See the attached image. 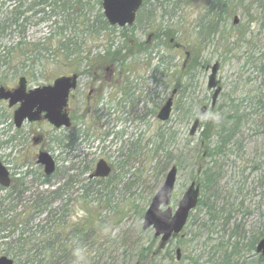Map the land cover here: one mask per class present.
Returning a JSON list of instances; mask_svg holds the SVG:
<instances>
[{"label":"rangeland","instance_id":"rangeland-1","mask_svg":"<svg viewBox=\"0 0 264 264\" xmlns=\"http://www.w3.org/2000/svg\"><path fill=\"white\" fill-rule=\"evenodd\" d=\"M35 1L0 0V19L14 8H19L20 13L18 28L0 34V60L8 56L0 67V86L17 84L25 75L31 85L51 84L57 77L74 73L80 78L70 103L73 129L57 131L40 125V135L45 136L41 149L57 162L54 176L45 179L42 167L36 164V154L22 156L25 143L17 140L0 149V160L16 175L15 179L24 178L21 188L15 184L13 189L0 190V220L2 211L9 208L14 209L10 217L19 216L18 223L6 229L0 227V256L15 260L10 246L15 247L13 242L17 239L30 241L31 254L37 255V246L46 240L40 236V228L55 223L47 221L52 219L49 213L37 210L32 217L27 213L33 203L38 208L43 192L55 191L72 176L70 189L53 208L67 204L69 223L87 217L89 210L82 208L77 199L99 160L111 166L112 174L92 185L100 195L92 199L90 207L111 227L109 237L103 240L108 231L101 227L96 233H89L92 240L84 246L80 260L67 262L69 259L62 258L67 264H222L219 259L226 254L227 244L238 240L229 238L235 224L240 225L244 244L259 238L264 231V0H224L227 14L218 19L213 4L219 6V0H168L178 5L170 9L169 3L167 13L158 9L162 0H153L151 7L140 10L130 29H105L97 22V0H80L85 18L95 23L87 26L89 29L80 24L66 28V35L72 40L69 52L74 53L71 62L62 63L60 59L56 63L46 53L47 65L41 69L36 63L35 75L28 77L22 72L28 66H18L14 47L22 42L27 45L26 52L38 44L45 49L46 44H41L50 39L56 24L63 22L60 14L34 5ZM216 19L212 32L201 30L202 23ZM157 26L160 33L152 28ZM57 39L54 33L53 42ZM106 44L123 50L125 59L120 69L98 63ZM187 53L189 62L184 67ZM216 64L223 92L211 108L213 92L207 84ZM175 90L178 92L171 117L161 122L158 114ZM90 95L92 102L88 101ZM204 107L207 111L201 116ZM6 110L0 104V143L16 134L14 126L6 124ZM228 117H235L237 129L233 148L218 158L203 156L216 146L218 126ZM196 120L200 122L199 129L190 136ZM68 137V146L60 142ZM174 166L178 168L175 203L196 182L201 195L204 193L206 200L208 197L216 204L220 215L211 233L198 230L200 219L206 215L202 210L194 211L184 229L185 238L172 239L165 249L159 250L160 241L154 238V232L142 230L143 215ZM207 168H215L217 174L213 187L202 191ZM147 248L151 249L150 257H146ZM177 249L181 251L179 261ZM243 255H254L248 261L261 257L255 250ZM37 257L43 258L44 253L39 252Z\"/></svg>","mask_w":264,"mask_h":264},{"label":"trees","instance_id":"trees-1","mask_svg":"<svg viewBox=\"0 0 264 264\" xmlns=\"http://www.w3.org/2000/svg\"><path fill=\"white\" fill-rule=\"evenodd\" d=\"M6 1H12V0H6ZM150 1L153 0H144L143 8L145 6L151 7ZM163 2L158 4V9H164L166 12V6L169 7L170 3V9L171 8H177V3L174 5L175 1L178 2L179 0H162ZM165 1V2H164ZM220 5L217 6L215 3L213 4V11L216 14L217 19L221 18V16H225L227 14V3L224 0H219ZM38 6H44L46 8H51L52 12L58 13L63 17L62 23H57L56 28L54 30V33L57 34V41L53 42V32L51 33L50 39L45 40L41 46H44L46 44V48H41L40 45H32L34 48L31 51L26 52L24 48L27 46L25 43L18 42L14 49L17 51L18 54V66L25 68L28 66V69H25L22 71L24 74L27 73L28 70H30V74H33V70L35 68V64H38V67L43 69L49 59L46 56V53L50 54L52 57H54V60L57 62H60V59L65 61L71 62V57L74 56V53H70L71 47H72V40L68 39V36L66 35V28H68L71 25L74 24H80L81 26L89 29L90 24H94L95 21H90L89 19H86V12L84 11L83 5L80 2V0H36L34 5ZM97 4L99 5L100 13L98 14L100 18L97 19L98 24L103 26L105 29L110 28L108 23L104 20L103 14H101V1L97 0ZM154 6V5H153ZM219 10H217V9ZM19 8L12 9L5 17L0 19V34L5 33V31H11L12 28H18L19 22H20V13L18 12ZM219 12V13H218ZM51 13V11H50ZM167 13V12H166ZM47 13H45L46 15ZM217 19L215 21H206L205 25L204 23L201 24V30L203 32H206V34H209L212 32L213 28L215 27V24L217 23ZM154 29L159 30L158 33H160V26L152 27ZM94 29L91 27V31ZM167 35L164 34L161 36ZM160 37V36H159ZM74 44L73 46H75ZM122 49L114 48L112 44H106L105 49L103 50V56L101 57V60L98 62L103 64H118L120 67L124 64V59L122 57ZM45 54V56L43 55ZM8 55V54H7ZM3 59L0 60V67L3 63V60H7L8 56L2 57ZM38 61H36V59ZM136 61V60H135ZM136 63V62H135ZM235 117H228L226 118L222 124H219L218 131L216 134L217 142L216 146L213 147L209 152L207 153L206 157L210 158H218L220 156H225L227 154V149L229 147H232V142L234 141L236 135V124L234 121ZM64 140L60 141L63 143ZM206 184L202 187V191L205 190L206 187H213L212 185L215 183L214 177L217 174L215 171V168H207L206 169ZM74 179V177H70L68 179L67 184H64L62 187L56 189L55 191H46L41 194V198H39L38 202V211H43L46 213H49L52 216L50 221L51 223H55L54 226H47L45 228L41 227L39 230V234L41 237L45 238L46 240L42 241L37 247L39 250L37 251V255L39 252L44 253L43 258L38 259L37 255L31 254V249L28 247L29 242L24 241L22 239H17V241H14L15 247L10 246V251L12 253V257L15 259L16 264H67L66 262L61 261L62 258L69 259L67 262L72 260H80L81 256L83 255V248L86 245H89L91 243L92 237H90L89 233H96V230L105 229L108 231V233L105 234L103 240H106V238L109 237V229L111 227L106 226L105 223H103L101 217L95 213V209L93 206L90 207V204L92 205V200L97 195L99 196V191L97 187L92 188V185L95 184L97 181L101 180H89L88 178V185L85 186L82 189L81 195L78 196L77 201L79 202V205L82 208H86L87 217L77 221L76 223H69L68 222V216L70 214V211L67 207V204H59L56 206V208H53L55 204L58 202L61 203L63 199V195L66 191L70 189V182ZM17 187H22V183H17ZM45 193L48 194L47 197L45 196ZM43 196V197H42ZM16 199H13L15 201ZM43 207H45L43 209ZM37 210L34 207V203L31 207V210L27 213L29 216H33ZM204 211L206 217L203 219H200V226L198 227V230H210L211 233L214 232L215 223L217 220H219L220 213H217L216 211V204L214 202H211L210 198L207 197V200L204 197V193H202L201 198L199 200L198 207L196 209L197 212ZM14 209L9 208L7 212L2 211V220H0V227H4L6 229L7 226L11 224L18 223L19 216L17 217H10V213H12ZM201 211V212H202ZM8 216V219H7ZM192 217V215H191ZM227 218V217H226ZM225 221V219H224ZM228 222V219H227ZM229 224L227 223V226ZM16 226V225H15ZM240 225L235 224L232 227V231L230 232V240H234L238 238V240H234L233 242L230 241L229 246L227 244V252L224 256L220 257L219 263L222 264H263V258L258 257V259L255 260H249L253 258L254 255H243L245 254V251L247 253H250L251 251L255 250V244L258 241L259 238H264V231L260 232L259 238L253 239V241H248L246 244H244L240 237ZM54 227V229H52ZM6 238V237H5ZM223 244H221L220 247H222ZM217 248V247H216ZM144 249V248H143ZM142 249V251H143ZM214 249V248H213ZM151 249H146V257H150L152 255ZM88 255L87 253H84ZM41 255V254H40ZM87 260V258H85ZM138 263V262H136Z\"/></svg>","mask_w":264,"mask_h":264},{"label":"water","instance_id":"water-1","mask_svg":"<svg viewBox=\"0 0 264 264\" xmlns=\"http://www.w3.org/2000/svg\"><path fill=\"white\" fill-rule=\"evenodd\" d=\"M143 0H102L104 17L111 27H132L136 21L137 12L141 8ZM238 23V18H234V24ZM179 47V45H176ZM218 64L212 68L209 77L208 89L214 90L217 86ZM77 75L71 77H61L54 81L53 85L36 88L26 94V80L20 79V84L14 93H6L0 89V99L10 100V105L21 102V107L15 113V124L20 127L25 120L30 122L38 121L42 113L45 119L56 129L70 128L71 123L65 109L69 94L77 87ZM166 102L165 106L158 114V119L162 122L169 120L173 96ZM221 88L214 91L211 107L214 108ZM207 108L201 109V116L205 114ZM199 127V120H196L190 130V136H194ZM38 163L44 167V173L51 176L56 171L53 158L47 153H40ZM111 168L104 160H100L95 167L90 179H106L111 174ZM178 170L172 167L166 174L161 188L151 200L148 210L144 214L142 230L153 229L154 237L160 239L159 250L165 248L167 243L179 236L187 225L189 216L197 208L200 199V187L195 182L191 183L177 204V208L171 206L175 185L177 182ZM11 184L9 173L0 163V185L4 188ZM184 237L183 235L181 236ZM256 253L264 256V239H261L256 246ZM177 261L180 260L181 251H176ZM0 264H15L7 257H0ZM139 264V263H137Z\"/></svg>","mask_w":264,"mask_h":264},{"label":"flooded vegetation","instance_id":"flooded-vegetation-1","mask_svg":"<svg viewBox=\"0 0 264 264\" xmlns=\"http://www.w3.org/2000/svg\"><path fill=\"white\" fill-rule=\"evenodd\" d=\"M188 56V55H187ZM189 62V61H188ZM113 67L114 66H117L119 69H120V66L117 64V65H112ZM118 68H116V70H118L119 71V69ZM35 70V69H34ZM33 70V74H30V73H28V72H30L29 70L27 71V76L28 77H30V75H32V76H34L35 75V71ZM105 71H111L110 69H106ZM97 74H98V70H97V72H96ZM23 75H25L24 73H23ZM26 76V75H25ZM25 76H23V77H21V78H19V80H18V83L17 84H14V85H7V86H0V89H4L5 90V92L6 93H14L15 92V90H17L18 89V87H19V84H20V79H22V78H24L25 80H26V87H25V90H26V94H29V92H31V91H33V90H35L36 88H41V87H44V86H49V85H53V83H54V81H55V79L53 80V82L51 83V84H42V85H40V84H36V85H31V84H33L32 82H30V80H28L27 79V77H25ZM79 76V75H78ZM79 78H80V76H79ZM78 82H79V79L77 80V87H78ZM218 82V81H217ZM218 84L220 85V83L218 82ZM77 87H76V89H77ZM76 89L75 90H72L71 92H70V94H69V97H68V101H67V107H66V109H65V112L67 113V115H68V117H69V120H70V123H71V126H70V128H61V129H56L53 125H51L46 119H45V113H42L41 114V116H40V119L38 120V121H34V122H30L29 120H25L23 123H22V125L20 126V127H17L16 126V124H15V113H16V111L21 107V105H22V103L21 102H18L17 104H15V105H10V100H4V99H0V104H3L4 106H6L7 107V110H6V113H4L5 114V116H6V118L8 119V120H6V124H8V123H10V125L12 124L13 126H14V128H15V131H16V134H15V136H13V137H9L8 138V140H7V142L6 143H0V149H4V147L5 146H8V145H10V144H13L14 142H16L17 140L19 141V142H23V143H25L24 144V150L22 149L21 151H22V156L24 155V154H29V152H31L32 153V156L34 157L35 156V154H36V164H37V166H40V167H42V169H43V173H44V167L42 166V165H40L39 163H38V157H39V155H40V153H47V154H49L52 158H53V160H54V162H55V165H56V171H55V173H54V175L56 174V172H57V170H58V168H57V162H56V160L54 159V157L49 153V152H47V151H45V150H43V149H41V147H42V144L44 143V140H45V136H42V135H40V132H39V130H40V125H47V126H49V127H51L52 129H55V130H57V131H60V130H62V129H73V120H74V116H73V113H72V106H71V99H72V97H73V92H75L76 91ZM214 90H212V91H210V92H213ZM222 92L223 91H221V93H220V96H221V94H222ZM94 93V91H92V93H91V95ZM91 95H90V97L88 98V101L89 102H92V99H91ZM175 96H176V93L174 94V98H175ZM220 96H219V98H220ZM218 98V99H219ZM207 108V107H206ZM69 138V139H68ZM68 138H64V141H63V143L65 142V143H67V146L69 145V142H70V137H68ZM0 163L3 165V167L8 171V173H9V178H10V181H11V184H10V186L9 187H7V188H4V187H2L1 185H0V190H2V191H7L8 189H10V188H12L15 184H17V183H24V178H21V179H15V174L12 172V170L5 164V163H3L1 160H0ZM53 175V176H54ZM52 177V176H51ZM50 178V177H49ZM196 185H198L199 186V184H197L196 183ZM13 189V188H12ZM200 189H201V187H200ZM11 191H13V190H11ZM14 194H16V192L14 193ZM8 196V195H7ZM184 230L182 231V233L179 235V236H177L179 239H183V238H185V235H184ZM184 236L183 238L181 237V236Z\"/></svg>","mask_w":264,"mask_h":264},{"label":"bare ground","instance_id":"bare-ground-1","mask_svg":"<svg viewBox=\"0 0 264 264\" xmlns=\"http://www.w3.org/2000/svg\"><path fill=\"white\" fill-rule=\"evenodd\" d=\"M143 2H144V0H143ZM186 63V62H185ZM187 64V63H186ZM218 88H221V91H223V88H222V86L221 85H219L218 84V82H217V86H216V89H218ZM34 207H35V209L37 210L38 208H36V205L34 204ZM37 207H38V203H37Z\"/></svg>","mask_w":264,"mask_h":264}]
</instances>
